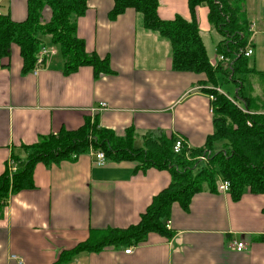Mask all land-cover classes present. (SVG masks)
Instances as JSON below:
<instances>
[{"label":"crops","instance_id":"crops-1","mask_svg":"<svg viewBox=\"0 0 264 264\" xmlns=\"http://www.w3.org/2000/svg\"><path fill=\"white\" fill-rule=\"evenodd\" d=\"M0 1H5L2 14L24 20L27 0ZM112 6L111 0H88L76 25L85 51L107 58L110 73L95 76L91 66L65 70L58 51L36 74L21 71L15 49L0 59V175L9 161L24 164L25 147L95 119L118 137L131 130L135 149L151 133V138L183 140L187 156L199 149L209 153L205 143L213 132V110L199 77L173 69L169 41L145 29L140 14L127 9L108 19ZM157 14L162 20L191 18L187 0H158ZM207 14L206 6L195 9L202 42L203 34H218ZM41 16L48 22L50 12L44 9ZM214 54L211 66L216 46ZM222 144L215 142L214 149ZM139 166L106 160L98 167L88 151L48 166L37 163L34 187L9 193L1 211L0 264H55L92 231L136 225L171 179L166 169ZM263 209L264 195L244 191L234 201L229 193L205 187L187 211L172 205L170 239L151 233L138 245L81 251L60 264H264ZM232 241L245 249L234 251Z\"/></svg>","mask_w":264,"mask_h":264},{"label":"trees","instance_id":"trees-1","mask_svg":"<svg viewBox=\"0 0 264 264\" xmlns=\"http://www.w3.org/2000/svg\"><path fill=\"white\" fill-rule=\"evenodd\" d=\"M111 1L113 6L108 19L116 18L127 9L140 14L145 29L155 31L169 41L173 69L197 75L202 92L214 97L211 102L213 132L205 143V149L211 154L207 159L210 162L205 165L198 159L202 154H209L200 149L191 151L189 156L192 159L189 161H193L187 162L184 148L180 154L173 153L175 138L160 135L151 138V133H147L143 147L135 149L131 130L118 137L112 131L100 128L96 119L92 124L86 121L77 131H61L25 147L28 156L23 165L16 166L11 180L7 170L0 175V214L9 193L34 187L32 174L37 163L48 166L62 159L75 158L85 154L90 146L103 152L106 160L136 161L141 169L156 167L166 169L170 174L169 185L152 198L136 225L126 229L92 231L85 241L62 252L55 264L81 251L138 245L145 242L151 233L170 239L172 233L166 229L165 223L169 220L172 205L176 203L187 211L192 197L205 187L209 192L216 191L217 179L229 183L228 193L234 201L239 200L244 191L264 195V97L253 95L251 86L249 95L242 96L243 82L239 78L235 80L236 76L264 80V72L248 65L251 57L237 56L252 35L250 20L244 9L246 0H187L191 15L189 21L178 15L171 20L160 19L157 14L158 0ZM87 2L27 0V13L20 22L12 20L8 13H0V59L8 57L15 49L21 60V71L30 72L43 36H49L51 44L59 47L65 70L91 66L95 76L110 73L107 58L99 59L93 53H87L83 40L77 37V20L85 14ZM200 6L207 7L208 22L222 37L216 46V53L228 59L230 65L220 63L216 68L210 65L195 17V9ZM44 9L50 12L48 22H42ZM67 22L71 24L70 31L67 30ZM219 72L236 84V96L242 102L241 108L226 95L209 89L208 86L217 88L215 74ZM219 141L224 144L214 149V143ZM217 161L220 164L215 163ZM210 165H213V169ZM260 239L264 241V236Z\"/></svg>","mask_w":264,"mask_h":264},{"label":"rangeland","instance_id":"rangeland-1","mask_svg":"<svg viewBox=\"0 0 264 264\" xmlns=\"http://www.w3.org/2000/svg\"><path fill=\"white\" fill-rule=\"evenodd\" d=\"M3 6L5 7V1L4 3L0 1V13H3V11H5ZM244 9L248 19L250 20V22L252 21V24L251 23L250 24L253 25V30H250L252 32V35L246 43V46H248V45H252L253 42V50H254V53L250 58L251 61L248 62V65L251 67L253 66L256 71L264 72V0H246ZM257 19H259V21L261 22L257 23L256 21ZM70 27L71 24L67 22L68 31H70ZM250 28L251 26L249 27V29ZM218 35L219 34H214L213 30L209 36L206 34L202 35L203 43L205 45L207 55L209 56V60H212L214 58L213 56L215 55L214 54L215 46H217V44L222 40V37ZM218 38L219 40L217 42ZM42 43L46 45L48 48H53L56 52L59 51V47L57 45L51 44L49 36H43ZM238 78L241 79L243 82V89L241 90L242 96L249 95V87L251 86L253 95L264 97V80L262 81L258 78L249 77V76L244 78L242 76L240 77L236 76L235 80H237ZM215 79H216L217 88L213 86H208L209 89H212L214 91L218 90L220 93L226 95L228 99H230L232 102L234 101L233 103L235 105L241 108L242 102L240 101L239 97L236 96V84L233 83L231 80L225 77L224 74L220 72L215 74ZM137 142L138 141H135L136 145ZM219 148L221 147H217L216 149ZM202 155H206V154H202ZM207 155H208L207 159H210L209 156L211 154L209 153ZM190 159H192L190 158V156H187V158H185L187 162L192 163L193 160L189 161ZM209 162L206 161L203 163L207 165V163L209 164ZM215 163L220 164V162L218 161ZM209 167L213 169V165H210ZM217 183L218 182L216 181L215 185H217ZM106 247H110V246H106Z\"/></svg>","mask_w":264,"mask_h":264},{"label":"built area","instance_id":"built-area-1","mask_svg":"<svg viewBox=\"0 0 264 264\" xmlns=\"http://www.w3.org/2000/svg\"><path fill=\"white\" fill-rule=\"evenodd\" d=\"M251 28L250 30H253V26L250 25ZM57 52L53 49V48H48L46 45H44L43 43L40 45L37 53L34 56V64L33 67L31 69V73L36 74L37 71L43 66L44 60L48 57V56H53L55 55ZM254 53L253 47L251 45L246 46L244 49H241L238 51L237 56L239 55H243L246 58H250ZM220 63H224L226 65H230V61L228 59H226L223 55H217L216 57V61L215 63L212 65L213 68L217 67L218 64ZM217 92H219L217 90ZM209 97V101L213 102L214 101V97L212 95H208ZM104 106V105H101ZM212 111V108H211ZM184 148V142L181 139H176V141L174 142L173 146H172V151L174 154H180L182 152ZM88 152L90 153L91 157L93 158V162L96 166L100 167L103 166L106 162V158L103 154V152L101 151H96L93 149V147H89ZM185 156L187 157V152L185 154ZM200 161L206 162L207 161V155H202L199 157ZM6 170L8 172V178L9 180H11V176L12 174L15 173V171L17 170L16 165L12 162L9 161L7 163V167ZM230 188V185L227 181L225 180H218V183L216 185V190L219 193H228ZM165 227L166 229H169V221H166L165 223ZM231 245V249H233L236 252H241L245 249V244L242 242H234L232 241ZM130 248H127L124 253L129 254L130 253ZM19 264H21V261H19Z\"/></svg>","mask_w":264,"mask_h":264}]
</instances>
